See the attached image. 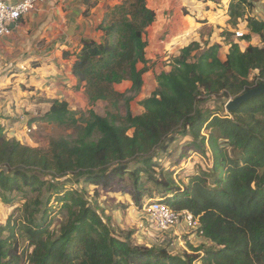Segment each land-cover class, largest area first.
I'll use <instances>...</instances> for the list:
<instances>
[{
  "label": "trees",
  "instance_id": "16d2710c",
  "mask_svg": "<svg viewBox=\"0 0 264 264\" xmlns=\"http://www.w3.org/2000/svg\"><path fill=\"white\" fill-rule=\"evenodd\" d=\"M254 8L253 0H231L228 24L245 21L249 34L239 40L254 34L264 43V20L251 16ZM155 19L146 0H119L98 26L101 41L82 40L75 53L72 74L89 104L104 101L115 112L88 109L77 117L54 100L36 120L70 128L76 138L51 139L47 150L7 139L0 123V200L19 203L0 226V264H264V94L229 116L206 107L264 82V46L242 52L225 33L223 61L220 45L191 42L156 75L154 92L140 102L143 113L133 115L148 63L145 33ZM124 82L129 96L116 88ZM179 138L189 139L181 158L190 152L211 162L181 187L159 162ZM115 184L139 209L156 195L172 211L190 213L201 244L175 255L165 245L136 244L131 230H114L86 187L112 192Z\"/></svg>",
  "mask_w": 264,
  "mask_h": 264
},
{
  "label": "rangeland",
  "instance_id": "374dc122",
  "mask_svg": "<svg viewBox=\"0 0 264 264\" xmlns=\"http://www.w3.org/2000/svg\"><path fill=\"white\" fill-rule=\"evenodd\" d=\"M171 1L170 3L164 1L165 6L168 4L165 9L158 8L157 5L158 15L156 22L148 28L145 33V40L148 45L146 53L149 62L144 74L146 79L145 87L142 89V93H140L138 100L132 107L134 114L139 113L142 107L140 102L153 92L155 74L162 71L163 68L170 66L171 60L178 55L180 49L191 42H201V45L203 42L212 44L221 42L219 39L223 34L221 33L222 31H219L217 28L223 25V23L220 22L218 24L217 19L211 13L210 10L214 7L213 4L208 3L207 5H209V7L205 9L203 2L198 0ZM253 1L255 3L254 6L257 7L261 5L264 0ZM146 2L147 6H152L150 0H146ZM160 2H162V0ZM220 3L226 4L227 2L221 1ZM201 19L208 22L210 26H196L197 21L201 22ZM220 27L222 29L224 28V26ZM235 30H239L238 27H236ZM232 38L234 40L236 39L235 34ZM46 84L48 86V83ZM27 85L28 84L22 80L15 81L12 79L11 82L7 81L6 83L0 81V123L4 125L5 131H8V133H6L7 139L15 137L20 140L23 145L47 150L51 139L76 138V132L70 128L47 125L42 121L36 120L44 115L41 106L50 105L54 98L52 95L47 94L48 87L42 88L43 86L35 85V87H38L35 91L34 88ZM117 89L121 93L123 92L128 96L130 95L128 93L129 84H123ZM75 99H79V97ZM231 99H233V97L228 100L224 98L223 100L212 99L208 101L206 107L216 109L222 116H229V113L225 109V105ZM76 103L75 101V104ZM217 105L218 108L216 107ZM88 109H92L101 116H104L108 111L115 112L104 101H99L94 105L87 103L84 107L74 106L72 111L79 113L77 115V117H79L80 114L86 113ZM119 113L124 115L125 108L123 105L119 107ZM30 120L36 121H34V125H32V132L27 134V122L29 123ZM188 140V138H179L171 146L170 154L168 156H162L159 160L165 168L174 171V177L179 187L185 185L189 177L196 173L197 166L202 169H207L211 164V162H208L206 159L190 152L187 153L186 158H181L183 146ZM63 180L66 181L68 187L73 185L69 178ZM114 186L115 188L112 192L103 191L100 187H86L89 201L91 203H98L99 211H103L104 217H110L111 226L114 230L133 231V241L138 245L147 247L165 245L169 253L175 255H181L188 251L187 244L191 242L188 238L191 234L195 235L193 232L190 235H186L182 229H180L179 232L178 228L182 225V223H180L165 233H157V231L153 230L148 224L145 216V205L149 199L145 198L142 208L139 209L128 195L120 191L119 186H116V184ZM74 187L77 188L79 186L75 185ZM152 197L151 200L159 199V196L156 195H152ZM16 202L17 203L13 204V206H8L0 200V226L6 224L14 208L19 205L18 200ZM59 219V216L55 218L53 227H57L56 221H59ZM199 244L201 243H196V246ZM21 246L23 247L24 244H21Z\"/></svg>",
  "mask_w": 264,
  "mask_h": 264
},
{
  "label": "crops",
  "instance_id": "0c3cea01",
  "mask_svg": "<svg viewBox=\"0 0 264 264\" xmlns=\"http://www.w3.org/2000/svg\"><path fill=\"white\" fill-rule=\"evenodd\" d=\"M0 1L15 4L20 0ZM150 1L152 6L148 7L155 12L156 19L158 15L157 5L158 8L165 9L168 4L165 6L164 1L172 2L171 0H162L163 3L160 2L161 0ZM221 1L227 3L221 4ZM230 1L203 2L205 9L209 7L208 3L213 4L214 7L210 10L211 13L217 19L218 24L220 22L223 23V25H220L224 26L223 29L220 26L217 28L222 31L223 35L221 38L219 37L222 43H214L220 45L219 58L223 61L229 50V44L225 40L228 37L225 36V33H232L231 37H229V43H238L242 52L248 46L259 48L264 46L258 35L251 34L249 40H234L232 38L236 30L228 24V6ZM118 4L119 0H41L31 13L23 16L18 24L12 27V33L9 36L0 40V81L6 83L7 81L11 82L12 79L15 81L22 80L28 84L27 86L34 88L35 91L38 89L35 85L43 86L42 88L48 87L47 94L52 95L54 100L65 101L70 110H73L74 106L84 107L85 104H89L84 84L78 83L72 74V66L76 58L75 53L81 48L82 40L101 41L103 34L98 30V26L106 12ZM253 10L254 12L252 11L251 16L261 21L264 20V1ZM201 20V22L197 21L196 26H210L204 19ZM237 27L245 35L249 34L245 21H239ZM208 45H212V43H208ZM146 60L149 62L147 53ZM147 64L146 67L148 66ZM141 68H143V65H139V69ZM169 70L170 66H167L160 72H168ZM159 73H156L155 77ZM155 77L153 92L156 88ZM143 79L144 85L142 89L145 87L146 79L144 75ZM46 83H48V86ZM123 84H129V88L131 86L130 82H124L116 88ZM139 95L130 104L133 115L143 113L142 107L138 114H134L132 109ZM77 97L79 99H75ZM75 101L77 102L76 104ZM50 106L51 104L41 106L44 115L48 112ZM33 123L31 126L34 125ZM178 229L179 232L182 229L186 235H190L193 232L191 230L188 231L183 223ZM196 237L192 234L189 238L187 237L188 240H191L190 243L193 246L201 242V238Z\"/></svg>",
  "mask_w": 264,
  "mask_h": 264
},
{
  "label": "built area",
  "instance_id": "2783aa9c",
  "mask_svg": "<svg viewBox=\"0 0 264 264\" xmlns=\"http://www.w3.org/2000/svg\"><path fill=\"white\" fill-rule=\"evenodd\" d=\"M40 1L41 0H20L15 4L0 1V40L9 36L12 33V27L17 25L23 16L31 13ZM234 34L236 39H240L244 35L240 30H236ZM26 129L27 134H30V132H32L31 130H33V126H29L27 122ZM145 206L147 222L151 228L159 234L169 231L180 223L185 224L188 231L191 230L196 232L199 228L197 218H193L187 211L180 213L172 211L162 202V199H150Z\"/></svg>",
  "mask_w": 264,
  "mask_h": 264
},
{
  "label": "water",
  "instance_id": "95a60500",
  "mask_svg": "<svg viewBox=\"0 0 264 264\" xmlns=\"http://www.w3.org/2000/svg\"><path fill=\"white\" fill-rule=\"evenodd\" d=\"M262 94H264V82L260 83L257 87L249 89L246 92L240 94L239 96L229 100L225 105V109L228 113L232 111H236L240 108L242 104Z\"/></svg>",
  "mask_w": 264,
  "mask_h": 264
}]
</instances>
